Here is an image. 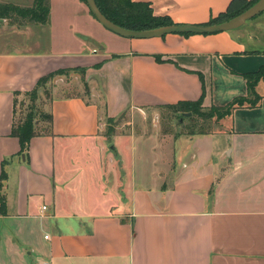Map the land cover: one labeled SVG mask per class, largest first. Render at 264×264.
Wrapping results in <instances>:
<instances>
[{
	"label": "crops",
	"instance_id": "1",
	"mask_svg": "<svg viewBox=\"0 0 264 264\" xmlns=\"http://www.w3.org/2000/svg\"><path fill=\"white\" fill-rule=\"evenodd\" d=\"M132 1L203 24L233 0ZM250 21L126 37L101 28L83 0H49L46 23L0 18V264H264V79L258 102L211 132L157 143L105 129L110 117L202 92L204 107L246 94L243 72L264 64V11ZM57 69L48 80L75 90L46 98V128L35 120L23 151L12 132L17 96ZM202 136L209 146L190 149Z\"/></svg>",
	"mask_w": 264,
	"mask_h": 264
},
{
	"label": "trees",
	"instance_id": "2",
	"mask_svg": "<svg viewBox=\"0 0 264 264\" xmlns=\"http://www.w3.org/2000/svg\"><path fill=\"white\" fill-rule=\"evenodd\" d=\"M83 1L86 3L85 0ZM256 1L257 0H233L225 12L211 18L208 23H216L227 20L244 11ZM95 3L107 19L128 29L145 30L172 23L171 19L167 15L154 14L153 9L147 2L132 0H95ZM12 17L14 21L17 18L18 23H46L49 17V0H33V5L31 7H20L0 2V18ZM182 33L188 34L191 32ZM63 70L64 69H57L54 72L41 76L38 79L36 86L27 91V93L32 96V99H36L38 87L41 83L48 80L53 74L63 72ZM243 75L246 80L247 93L244 95H235L225 104H212L204 107L202 105V92L198 99L179 100L175 103H169L167 105L174 106L182 115L183 112H190L187 116H190L191 114H204L205 118L215 117L220 120L224 116L228 115L234 107L244 105L253 106L258 102L260 94L256 91L255 86L258 80L264 79V64L256 70L243 72ZM202 109H208V112L205 114L204 111H201ZM12 132L18 136L21 150L25 151L30 137L37 132L35 130V121L33 120V111L31 109L24 117H20L18 120L15 119L13 122ZM204 132L205 131L203 130L197 131V133ZM5 177L6 173L2 168L0 172V190L2 187V181ZM5 207V197L0 191V212H4Z\"/></svg>",
	"mask_w": 264,
	"mask_h": 264
},
{
	"label": "rangeland",
	"instance_id": "3",
	"mask_svg": "<svg viewBox=\"0 0 264 264\" xmlns=\"http://www.w3.org/2000/svg\"><path fill=\"white\" fill-rule=\"evenodd\" d=\"M250 20L251 19H248L247 22H252ZM101 28L104 29V27ZM241 28L243 29L244 27ZM57 29H59V27H57ZM64 33L65 31H63V34ZM98 43L99 42L96 39H90L88 42L89 46L95 44L96 47H98ZM68 75L69 74H66V76ZM67 78L69 80L71 77L68 76ZM50 81L51 80H48L46 83H44L43 86L38 88V91L40 90L41 94L39 96L37 91L36 99H32V96L29 93L17 96L15 113L17 120L20 117H24L25 114L31 109L33 111V120L38 121V124L36 125L38 127V130H43L44 128H46L48 116L46 115V112L43 111V103L44 101H46V98H49L50 94H53L55 92L60 93L61 91L63 92L65 90L74 92L75 90L74 86H67L61 80H58L59 83L56 84L60 85L58 87L54 84L55 82L51 83ZM81 88L83 91L86 89L85 87H80L79 89ZM201 111H204V113L206 114L208 112V109H202ZM139 112L140 111H138V113ZM140 115L141 116L135 114L133 116L131 115V113H127L120 115L117 118L110 117L106 124V132H123L126 130H130L137 135L140 134L149 136L154 140V142L157 143H172L175 138L181 135L187 137L188 135L197 133V131L199 130L211 132L219 129L220 126L219 119H216L215 117L205 118L204 114H191L190 116L182 115L180 111L176 110L174 106H170L167 104L160 105L157 108L153 109V111H146L145 115ZM210 140V138H205L203 136L201 138L197 137L190 149L198 145L197 147L199 148V151L204 150V146H207V144L209 146ZM212 155L214 157V154ZM184 160L188 162L187 158H185ZM123 170L125 171L126 176L127 168H123Z\"/></svg>",
	"mask_w": 264,
	"mask_h": 264
},
{
	"label": "water",
	"instance_id": "4",
	"mask_svg": "<svg viewBox=\"0 0 264 264\" xmlns=\"http://www.w3.org/2000/svg\"><path fill=\"white\" fill-rule=\"evenodd\" d=\"M86 5L93 17L107 30L126 37H151L160 36L169 32H195V33H210L217 31H229L244 25L248 19L253 18L264 11V0H257L251 6L246 8L239 14L216 23L203 24H187V23H171L156 28L145 30H133L121 27L109 19H107L97 7L95 0H85ZM190 112H183V115H189Z\"/></svg>",
	"mask_w": 264,
	"mask_h": 264
}]
</instances>
